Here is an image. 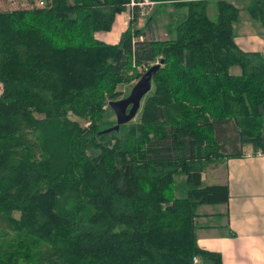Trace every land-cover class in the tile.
<instances>
[{
	"label": "trees",
	"instance_id": "obj_1",
	"mask_svg": "<svg viewBox=\"0 0 264 264\" xmlns=\"http://www.w3.org/2000/svg\"><path fill=\"white\" fill-rule=\"evenodd\" d=\"M140 1L0 11V264H222L195 221L229 184L204 183L203 167L247 144L264 153V53L235 42L230 0H215L216 21L207 0H155L189 9L168 38L148 35L155 16L139 27ZM130 4L120 40L99 38ZM246 8L264 23V0ZM157 62L138 115L100 134L121 86Z\"/></svg>",
	"mask_w": 264,
	"mask_h": 264
},
{
	"label": "crops",
	"instance_id": "obj_2",
	"mask_svg": "<svg viewBox=\"0 0 264 264\" xmlns=\"http://www.w3.org/2000/svg\"><path fill=\"white\" fill-rule=\"evenodd\" d=\"M239 1L242 4L236 3L235 5L240 7L241 12L246 11L248 0ZM169 3L172 2L162 4L154 1L146 5H149L148 10L152 11L155 4L160 6ZM139 6L140 10L138 11L141 12V16L138 22L141 27L145 26L141 20H143L142 15L146 12L145 8L147 7L143 4H139ZM183 7L185 6L177 8L181 10ZM136 11L133 4H130L126 12L118 14L114 22V29L108 32L106 38L108 42L115 43L120 40L122 32L128 29L129 20ZM187 14L189 11H183L179 16L183 15L185 18ZM248 14V18H251L249 12ZM238 19L233 26L235 42L243 50L260 51L263 54L264 27L255 30L252 23L251 26L249 23L239 24ZM175 20L179 25L182 19H169L168 27L163 31L165 35L177 28ZM155 21L156 19L152 23L154 27L147 30L149 31L148 35L150 32L152 33L151 30H160ZM252 146L251 144L242 146L240 156H227L224 159L213 161L211 169L208 168L210 172L214 173L205 183L229 184L230 198L225 203H202L198 209L200 214L195 221L196 232L199 237V246L202 249L221 253L222 264H264V153H259L260 149ZM201 264L215 263L207 259V261L201 260Z\"/></svg>",
	"mask_w": 264,
	"mask_h": 264
},
{
	"label": "rangeland",
	"instance_id": "obj_3",
	"mask_svg": "<svg viewBox=\"0 0 264 264\" xmlns=\"http://www.w3.org/2000/svg\"><path fill=\"white\" fill-rule=\"evenodd\" d=\"M230 1L235 3V4L236 3L242 4V3H240L239 0H230ZM35 3L32 4L31 2H29V0H0V11L6 10V9H12V10L18 9L19 7L29 8V7H32ZM37 4H39L38 0H37ZM143 5H145L147 8H145L146 12H144L143 13L144 15H142L143 16V20H141L142 24L143 23L145 24L146 19L148 20V17L150 15L155 16V19H156L155 24H157V26L160 27V30H155V31L151 30L152 33L150 32L149 35L153 34L154 36L156 35V36H160L162 38H167L168 36L171 35V33L169 31H168L169 33L167 35H165V33L163 32L164 29H166L168 27L167 22L169 21V19H178V20L180 19L181 20L184 18L183 15H181L182 17L179 16L181 14V12H183V11L188 12L189 11V9L186 6L180 10L176 6H174L173 3H169L167 5H160V6L155 4V7L152 9V11L148 10L149 5H146V3ZM206 8H207V12H208L207 15H209L213 21H216L217 20V13H218V8H216V1L215 0H207ZM248 11L246 10L244 12H241V14L239 15V19H238L239 24H241V23L248 24L249 23L250 26L253 24L252 26L255 30L262 29L264 27L263 22L261 20L253 19V17L248 18V16H249ZM173 17H175V18H173ZM128 19H129V17L127 18V20ZM118 21H119V18H118ZM175 23H176L175 25L177 26L178 22L176 20H175ZM137 24L140 26L139 22H137ZM147 30H149V29L147 28ZM147 32H149V31H147ZM98 37L106 39L108 37V32L105 30H101L100 32H98ZM230 71L232 73L237 74V72H240V66H238V65L233 66L230 68ZM132 85L130 86V89H131ZM121 89L124 92V94H126V93H128V91H130L128 86H121ZM108 117L111 120H114V121L117 120L116 114L113 110L110 111V114L108 115ZM75 118L76 119L78 118L79 120H81L83 122L84 126H87L88 124H90L88 121L82 120V118H80L78 116ZM216 160H219V159H213V161H216ZM213 161H210L209 163H207L203 167V169L205 171L204 183L207 182L209 180V178L211 177V174L214 173V172H210V170H209L213 166V165H211L213 163ZM175 184H176V187L174 188L173 196H179V197L187 196L188 190H189V188H191V185L186 180V174L178 173L176 175ZM17 215L19 216L18 212H17ZM205 261H207V259H205Z\"/></svg>",
	"mask_w": 264,
	"mask_h": 264
},
{
	"label": "water",
	"instance_id": "obj_4",
	"mask_svg": "<svg viewBox=\"0 0 264 264\" xmlns=\"http://www.w3.org/2000/svg\"><path fill=\"white\" fill-rule=\"evenodd\" d=\"M161 62H157L150 69H146L138 82H134L130 89V94L125 97H119L110 102L117 117V124L107 126L99 131L100 134L105 132L119 131L121 124L131 122L142 109V103L145 95L151 92L153 88L154 75L156 71L162 66Z\"/></svg>",
	"mask_w": 264,
	"mask_h": 264
},
{
	"label": "built area",
	"instance_id": "obj_5",
	"mask_svg": "<svg viewBox=\"0 0 264 264\" xmlns=\"http://www.w3.org/2000/svg\"><path fill=\"white\" fill-rule=\"evenodd\" d=\"M39 1V6H44L46 5L47 3V0H38ZM155 0L151 1V0H145V1H140L138 4H150V3H153ZM133 4H135V2H132ZM259 153H262L261 151ZM194 260L195 262H198L199 261V257L198 256H194Z\"/></svg>",
	"mask_w": 264,
	"mask_h": 264
}]
</instances>
